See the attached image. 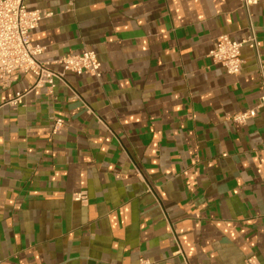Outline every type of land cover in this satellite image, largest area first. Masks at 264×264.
Here are the masks:
<instances>
[{"label":"crops","instance_id":"crops-1","mask_svg":"<svg viewBox=\"0 0 264 264\" xmlns=\"http://www.w3.org/2000/svg\"><path fill=\"white\" fill-rule=\"evenodd\" d=\"M28 5L40 61L88 48L102 75L0 84V264H264V107L233 120L262 95L264 0ZM252 30L239 75L212 61Z\"/></svg>","mask_w":264,"mask_h":264},{"label":"built area","instance_id":"built-area-1","mask_svg":"<svg viewBox=\"0 0 264 264\" xmlns=\"http://www.w3.org/2000/svg\"><path fill=\"white\" fill-rule=\"evenodd\" d=\"M261 0H241L247 10L250 6L258 4ZM49 13L41 9H32L28 0H0V84L10 87L19 73H33L37 78V85H48L53 89L57 79H62L65 71L77 74L88 73L100 78L102 72L101 62L97 53L90 49L82 52H70L54 61L63 65V71L51 68L49 61H40L38 55L44 50L40 44L32 41V31L38 27L40 21ZM247 43L258 54V45L252 30L249 36L242 41H236L228 34L218 37L209 56L216 64H221L231 75L237 76L243 67L242 47ZM259 78L262 95L255 108L240 111L233 116V120L245 124L256 114L257 108L264 107V62L259 60ZM24 94L18 92L14 103L21 102ZM64 125V119L56 118L54 130ZM74 198L87 201V194L78 192ZM149 260L142 257L139 264H149Z\"/></svg>","mask_w":264,"mask_h":264}]
</instances>
